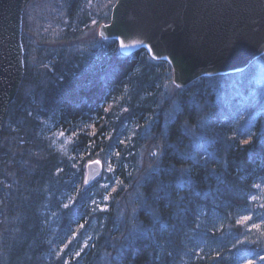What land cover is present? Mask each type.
<instances>
[{"label": "trees", "instance_id": "1", "mask_svg": "<svg viewBox=\"0 0 264 264\" xmlns=\"http://www.w3.org/2000/svg\"><path fill=\"white\" fill-rule=\"evenodd\" d=\"M84 2L66 0L70 45L43 47L37 65L22 33L25 74L0 139V264H264V77H202L173 100L167 62L123 55L115 40L75 44L93 19ZM51 125L71 144L59 148ZM152 137L160 162L138 184L137 227L121 244L119 208L94 211L101 178L84 185L78 149L117 160L118 198Z\"/></svg>", "mask_w": 264, "mask_h": 264}, {"label": "water", "instance_id": "2", "mask_svg": "<svg viewBox=\"0 0 264 264\" xmlns=\"http://www.w3.org/2000/svg\"><path fill=\"white\" fill-rule=\"evenodd\" d=\"M30 1L0 0V139L25 74L23 12ZM99 35L117 41L123 55L145 50L167 62L174 84L184 87L242 72L264 55V0H116ZM95 161L88 181L103 171Z\"/></svg>", "mask_w": 264, "mask_h": 264}, {"label": "rangeland", "instance_id": "3", "mask_svg": "<svg viewBox=\"0 0 264 264\" xmlns=\"http://www.w3.org/2000/svg\"><path fill=\"white\" fill-rule=\"evenodd\" d=\"M115 1L116 0H86V3L84 2L80 12L83 14V11L84 13L85 11H88L89 15L91 14L93 19L89 23L87 22L88 24H86L83 36L80 37L75 44L78 43L79 46H83L88 43H98L103 40L99 35V27L101 24L109 22L111 9ZM23 18L25 19L23 21V32L25 33V37L30 47L31 66L37 65L38 62L40 63L42 61L38 55L40 49H43V47L57 49L70 45V41H66L63 38L65 37V25L69 23L66 0H31L24 9ZM77 23H79L78 20L76 25ZM38 58L40 61H38ZM249 68H252V71H256V81L260 80L261 77H264V55L256 59L247 69ZM164 74L166 79L163 88L166 95H168L169 98L176 100L177 96L184 91L185 86L178 87L174 84L173 70L170 65L168 68H165ZM238 80H243L242 75L238 76ZM228 81L230 84V90H240L242 86H244L243 83H236V77L230 78ZM103 124L104 122L101 119L99 122L97 121L92 125L89 124L90 126L87 124L85 127H87L86 130L93 135ZM47 132L49 137L52 138L53 142L58 145L59 148L65 147L69 142L71 144L73 140L74 134L72 132H70L69 135L66 130L59 129L55 125H51ZM61 132L64 133L63 136L60 135ZM100 144V146H103L102 139ZM87 147L88 149L86 150ZM90 149L93 150L96 149V147L93 145H87L82 149H78L79 151L82 150L86 152L84 155L81 153L82 158H80L81 156L79 157V161L86 157L84 185L88 186L94 183L98 178H101V181L97 186L96 196L92 201V206L94 211H99L110 208L111 203L113 201L116 202V206L119 208L118 220L122 221L126 228V231L120 239L122 244L126 239H128L133 229H136L137 227L134 216L137 211L136 203L138 197V184L145 176H147L149 172L158 166L157 164H159L161 158V142L152 137L145 143L139 153V160L135 173L129 183L125 186V189L122 191V195L118 198L115 195V189H117L116 185L121 187L125 181L123 183L122 180H115V176L113 175V172L116 169L117 160H115V158L111 155L106 157L107 154L105 155V150L101 147L96 149L94 153H92L93 155H91L92 151ZM88 154L91 156H87ZM93 160H98L103 164V171L94 180L88 181L87 166ZM109 167H111V171H109ZM109 175L115 180L116 184H113L111 181H107ZM75 195V191H70V203L75 198ZM137 229H139V227ZM84 233L86 236L85 231ZM76 235L77 234H74L73 237ZM85 236L82 238H85Z\"/></svg>", "mask_w": 264, "mask_h": 264}, {"label": "snow or ice", "instance_id": "4", "mask_svg": "<svg viewBox=\"0 0 264 264\" xmlns=\"http://www.w3.org/2000/svg\"><path fill=\"white\" fill-rule=\"evenodd\" d=\"M122 46H123V44H122ZM149 50L151 51V49H149ZM60 135L63 136L64 133L61 132ZM94 163L99 164L100 161H95ZM111 170H112L111 167H109V171H111ZM247 219H248L247 217L244 218V220H247ZM243 222H244V221H241V223H243ZM249 264H252V262L250 261Z\"/></svg>", "mask_w": 264, "mask_h": 264}]
</instances>
